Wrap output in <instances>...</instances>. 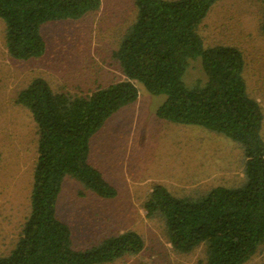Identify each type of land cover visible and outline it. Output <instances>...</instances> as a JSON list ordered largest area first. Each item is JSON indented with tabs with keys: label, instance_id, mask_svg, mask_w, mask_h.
Here are the masks:
<instances>
[{
	"label": "trees",
	"instance_id": "1",
	"mask_svg": "<svg viewBox=\"0 0 264 264\" xmlns=\"http://www.w3.org/2000/svg\"><path fill=\"white\" fill-rule=\"evenodd\" d=\"M218 1L134 0L136 18L114 51L124 80L78 95L55 92L46 80L35 78L19 91L17 103L30 111L38 128L37 159L29 215L0 264H105L143 250L144 240L134 230L77 249L70 226L57 215L66 177L99 197L117 195L90 162L91 139L114 113L137 100V83L166 96L156 111L159 118L231 139L244 158V181L238 186L176 196L154 185L143 205L147 217L164 221L169 241L180 253L205 245L206 264H246L264 248V112L249 93L242 50L223 44L206 47L198 33ZM101 3L0 0L8 53L18 60L43 56L45 24L81 19ZM260 29L264 35V20ZM197 59L204 78L188 87L184 76Z\"/></svg>",
	"mask_w": 264,
	"mask_h": 264
},
{
	"label": "rangeland",
	"instance_id": "2",
	"mask_svg": "<svg viewBox=\"0 0 264 264\" xmlns=\"http://www.w3.org/2000/svg\"><path fill=\"white\" fill-rule=\"evenodd\" d=\"M134 0H102L101 7L78 20L42 27L46 52L18 60L5 45L0 19V256L15 246L30 212L37 159L38 128L16 98L33 79L43 78L55 92L88 95L125 79L114 51L134 22ZM263 0H220L199 26L206 47L233 45L244 53L248 90L264 112ZM204 78L200 60L184 76L188 87ZM136 101L114 113L91 139L90 162L117 190L99 197L66 177L57 203L58 217L72 230L73 245L84 249L126 230L138 232L144 248L105 264H206V246L176 251L164 221L144 209L152 187L160 184L176 196H196L212 187L244 181L242 149L231 139L195 126L159 118L166 96L137 83ZM264 135V127H263ZM246 264H264V248Z\"/></svg>",
	"mask_w": 264,
	"mask_h": 264
}]
</instances>
